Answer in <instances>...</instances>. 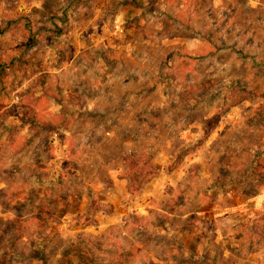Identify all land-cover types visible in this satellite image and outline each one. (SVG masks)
<instances>
[{
	"label": "rangeland",
	"instance_id": "374dc122",
	"mask_svg": "<svg viewBox=\"0 0 264 264\" xmlns=\"http://www.w3.org/2000/svg\"><path fill=\"white\" fill-rule=\"evenodd\" d=\"M0 264H264V0H0Z\"/></svg>",
	"mask_w": 264,
	"mask_h": 264
}]
</instances>
